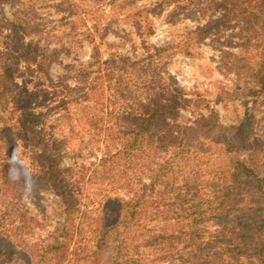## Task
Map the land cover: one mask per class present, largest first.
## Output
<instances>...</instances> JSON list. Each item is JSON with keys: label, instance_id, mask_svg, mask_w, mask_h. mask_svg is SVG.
<instances>
[{"label": "rangeland", "instance_id": "374dc122", "mask_svg": "<svg viewBox=\"0 0 264 264\" xmlns=\"http://www.w3.org/2000/svg\"><path fill=\"white\" fill-rule=\"evenodd\" d=\"M241 7L252 11V22ZM16 16L27 21L29 33L14 28ZM31 38L42 54L28 61L34 56L24 46ZM6 66L12 76L0 87V169L25 176L29 188L41 146L20 122L25 115L17 97L27 99L28 88L35 93L30 108L41 113L36 126L90 215L107 196H132L118 183L123 162L109 176L94 170L121 149L124 127L140 104L159 95L198 100L180 108L175 121L194 127L189 147L202 169L238 156L264 176V0H0V70ZM211 111L217 117L204 121ZM242 123L244 138L232 137L229 129ZM5 179L0 172V235L17 253L12 259L4 252L0 264H27L23 255L49 243L64 222L62 205L52 188L17 199ZM94 250L90 240L82 254ZM253 255L247 243L234 251L242 264L255 261Z\"/></svg>", "mask_w": 264, "mask_h": 264}, {"label": "trees", "instance_id": "16d2710c", "mask_svg": "<svg viewBox=\"0 0 264 264\" xmlns=\"http://www.w3.org/2000/svg\"><path fill=\"white\" fill-rule=\"evenodd\" d=\"M241 12L244 19L252 22L249 20L252 11L241 7ZM25 25L27 21L23 17L14 18V28L29 33ZM31 45L35 47L29 51L27 47ZM24 47V54L29 52L34 56L25 57L28 61L42 54L32 38ZM10 72L12 67L8 66L0 70L1 88L4 80L12 76ZM24 94L27 99L17 97L25 115L20 122L29 138L41 146L34 157L37 168L29 175V188L25 176H15L7 168L0 172L6 174L4 183L17 199L25 192L37 197L41 187L52 188L60 198L64 216V222L49 234L50 242L34 244L32 253L23 255L24 262L242 264L234 258V251L241 242L247 243L249 250L254 249L256 259L250 264H264V176L238 156H227L208 170L201 168L200 155H192L189 147L188 132L194 127L175 121L178 110L197 103V99L173 94L162 98L158 94L140 104V113L130 119L127 117L129 128L124 127L121 149L103 157L101 167L95 168L94 174L109 176L114 168L120 170L114 167L120 165V160L123 171L119 173L118 183L132 196H107L103 198L100 212L90 215L62 178L58 159L50 152L44 131L36 126L41 113L30 108L34 91L26 88ZM199 102L208 107L205 99ZM215 117L211 111L204 121ZM243 126L244 123L240 130L231 127L232 137L244 138ZM250 189L254 193L246 199L245 194L251 192ZM243 212L249 216H242ZM256 214L259 217L256 218ZM30 222L35 223L34 218L31 217ZM92 226L95 233L91 232ZM90 240L97 250L91 255L82 254ZM8 246L10 249L4 251ZM4 252L11 254L12 259L17 253L11 241L0 235V256ZM151 253L153 259H150ZM155 259L158 262L152 263Z\"/></svg>", "mask_w": 264, "mask_h": 264}]
</instances>
